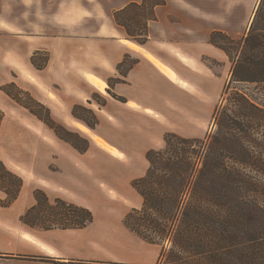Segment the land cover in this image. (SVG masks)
<instances>
[{
  "label": "crops",
  "instance_id": "obj_1",
  "mask_svg": "<svg viewBox=\"0 0 264 264\" xmlns=\"http://www.w3.org/2000/svg\"><path fill=\"white\" fill-rule=\"evenodd\" d=\"M164 1L154 7L155 18L147 22L146 38L140 43L115 22L113 12L141 0H17L14 18L8 20L0 12V40L10 42L5 53L1 50L0 62L17 78L24 74L41 89L38 78L59 85L69 99L54 91L46 96L52 104L64 101L66 126L83 135L69 119L86 124L72 108L75 103L84 105L98 117L94 127L86 125L123 152L124 146L102 126L134 133L153 130L152 139L170 131L193 135L200 116L215 107L223 84L209 62L222 61L226 55L210 36L213 32L232 35V0ZM7 5L0 0L2 10ZM39 51H45L47 59L42 68H35L32 58ZM88 75L104 82L105 91ZM94 92L101 102L93 98ZM0 103L4 109L0 135L15 130L31 133L37 140L46 138L39 119L33 120L2 95ZM59 111L53 109V114ZM39 145L38 141L31 145V155L10 160L13 167L0 157L23 180L18 197L9 206H0V264H161V245L144 240L125 225L124 205L88 202V163L82 155L69 151L43 156L36 152ZM28 183L43 189L50 201L60 197L88 209L92 220L79 228L26 226L20 218L35 204V188H27ZM104 186L98 182V189ZM0 197H4L1 191Z\"/></svg>",
  "mask_w": 264,
  "mask_h": 264
},
{
  "label": "trees",
  "instance_id": "obj_2",
  "mask_svg": "<svg viewBox=\"0 0 264 264\" xmlns=\"http://www.w3.org/2000/svg\"><path fill=\"white\" fill-rule=\"evenodd\" d=\"M164 2H133L114 11L113 19L130 38L142 43L147 22L155 18L154 7ZM140 8L149 9L146 16H134V20L145 19L142 33L131 31L121 17ZM220 34L229 38L213 32L211 42L215 44ZM231 79L264 84V0H258L255 7ZM234 94L237 112L232 116L217 110V129L207 140L166 133L162 147L145 152L148 167L132 182L142 202L126 215L124 223L148 242L170 241V247L161 252V264H264V108L245 93ZM3 115L0 110V125ZM46 124L53 129L58 126L54 121ZM256 126L263 128L262 139L254 137ZM22 185V177L0 159L4 194L0 206H9ZM33 194L35 204L21 216L23 223L40 208L53 211L54 220L42 226L46 229L79 228L92 220L86 208L60 197L50 201L41 189ZM242 220L244 240L237 242L233 228Z\"/></svg>",
  "mask_w": 264,
  "mask_h": 264
},
{
  "label": "rangeland",
  "instance_id": "obj_3",
  "mask_svg": "<svg viewBox=\"0 0 264 264\" xmlns=\"http://www.w3.org/2000/svg\"><path fill=\"white\" fill-rule=\"evenodd\" d=\"M16 1L17 0H6V3L8 4L7 7L3 10L0 8V12L6 19L9 18L8 20L14 18L19 11ZM257 3L258 0H232V35L227 38L220 34L216 35L214 39L215 45L225 53L226 58L222 61L215 59L213 62H209L210 64H213L212 66L215 68L216 74L222 76L223 79L221 90L217 94L215 107L211 109L208 115L200 116L198 129L193 132V135H182L181 133L174 131H172V133L185 137L207 140L209 135L217 129V124L214 118L217 110L222 109L225 113L231 114L232 116L237 112V105L234 104L235 102L238 103V101L235 100V91L245 93L258 106L264 108L263 83L231 79V70L238 56L241 54L243 39L247 33L250 23L249 21H251L250 17L252 18L251 15H253ZM148 13V8H145L144 10L143 8H140L139 10L132 9L128 13L122 14L121 17L129 25L131 31L142 33L141 29H143L145 19L144 17H140L138 20H134V16L135 14L146 16ZM130 16H132V18H130ZM139 39H141V36ZM7 41L8 40L6 39L3 41L0 40V56L2 54L1 50H4L5 53L7 50L6 48H9L10 42ZM46 59L47 56L45 55V51H39L38 54L32 58V63L35 68H42ZM27 73L31 74L32 72L27 71ZM8 77L12 79L11 82H4ZM26 79L27 78H25L24 74L23 77L20 76L17 78V74L12 69L5 68L0 62V95L7 97L11 105L23 110L24 113L29 115L33 120L36 121L39 119L41 130L43 128V134L47 139L40 136L41 140H37V138L33 137L31 133L25 134L15 130L2 133L0 135V157H3L4 160L8 162V165L13 167L12 164L9 163L10 160L19 161L22 156L31 155V145L34 143L37 144V141L40 145L38 148L36 146L35 149L37 148L36 152H39V155H68L69 151H74L75 153L82 155L88 163L89 176L87 179L86 191L88 202L121 204L124 205L123 207L128 213L131 212L132 209H139L141 207L142 199L132 186V182L134 179L142 176L148 167V162L145 159V152L151 148L156 149L162 147L164 145L163 136L168 132L163 133L162 137H153L152 139L150 136L155 133L153 130H151L150 133H134L133 131H113L110 126H102V128L109 130V136L114 138L117 143L124 146L122 148L124 150L123 152L119 147H116V145H113L110 141L96 132L104 140L123 153V157L120 158L95 143L93 145V142L91 141V143L85 136L66 126L62 120L63 117H65V113L67 114V112H65V103L63 100L69 99V97L59 85L48 83L47 81L43 82L38 78V82L42 85L41 89L37 84ZM47 91L59 93L63 97V100L59 99L56 104H52L46 96ZM101 94L103 95L104 93ZM106 95L107 93L104 94V96ZM93 98H96L99 102L102 101L99 96H97L96 92L93 93ZM72 108L78 119L83 120L86 124L94 127L98 122L96 114L86 106L75 103ZM53 109L60 110L59 114L54 115ZM0 110L4 114V109L1 103ZM31 111L38 114L47 123L54 121L58 126H55L53 129ZM62 111L64 112V115ZM30 113H32L33 116ZM153 127L155 129V126H152V128ZM256 127V130H254V137H256L257 140L262 139L261 134L263 128L259 126ZM21 144L29 146L30 150L21 148ZM24 149L26 151H21ZM94 177L96 180L94 181L96 186H93ZM99 181L105 184L102 190L97 187ZM108 185L114 189V192L108 191L110 188ZM26 187L33 190L38 186L28 183ZM52 212L53 211L50 209L40 208L38 213L30 214V216L26 218L27 222L24 224L30 228H42L43 225L54 220ZM226 214L227 213H222L221 215ZM240 220L241 219H239V221ZM244 223L245 221L242 220V222L236 223V227L233 228L234 231L236 229L237 236L235 240L237 242L244 240V235L242 233ZM157 244L161 245L162 250L164 247H170L169 240L164 241L163 244ZM237 248L239 250L238 253H240L242 245L239 244Z\"/></svg>",
  "mask_w": 264,
  "mask_h": 264
},
{
  "label": "bare ground",
  "instance_id": "obj_4",
  "mask_svg": "<svg viewBox=\"0 0 264 264\" xmlns=\"http://www.w3.org/2000/svg\"><path fill=\"white\" fill-rule=\"evenodd\" d=\"M253 10V8H252ZM252 16V15H251ZM251 19V17H250ZM250 22V21H249ZM131 45V44H130ZM136 47V46H135ZM175 52V51H174ZM149 57L152 59V61L162 70H164L165 72H167L168 75H170L171 77H174L173 74L170 72V70L163 65L158 59H156L153 56ZM88 78L93 81L98 87L99 89H101L102 91H105V83L100 81L99 79H97L95 76L93 75H88ZM49 96L53 99H55L57 101V97L54 96L53 94H49ZM129 105L133 106L135 105L133 102H129ZM111 119V118H110ZM69 123H71V125L73 127H75L80 133H82L84 136H86L88 139H90L93 143L103 147L106 151H110L112 154L117 155L118 157H123L122 152L117 149L115 146H113L112 144L108 143L106 140H104L100 135H98L96 132H94L90 127H88L87 125H85L84 123H82L81 121L74 119V118H70L69 119ZM107 186V185H106ZM110 187V185H108ZM111 188V187H110ZM111 192H114L113 190H111ZM118 193V192H117ZM72 194V193H71ZM76 197V196H75ZM127 199V198H126Z\"/></svg>",
  "mask_w": 264,
  "mask_h": 264
}]
</instances>
